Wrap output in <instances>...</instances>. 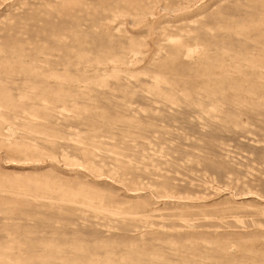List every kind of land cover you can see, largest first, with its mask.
Segmentation results:
<instances>
[{"label": "rangeland", "instance_id": "rangeland-1", "mask_svg": "<svg viewBox=\"0 0 264 264\" xmlns=\"http://www.w3.org/2000/svg\"><path fill=\"white\" fill-rule=\"evenodd\" d=\"M0 264H264V0H0Z\"/></svg>", "mask_w": 264, "mask_h": 264}]
</instances>
